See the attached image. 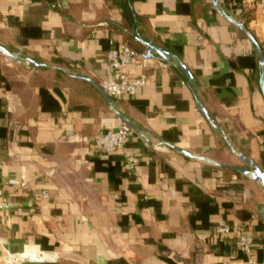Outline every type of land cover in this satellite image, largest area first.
<instances>
[{"label": "crops", "instance_id": "crops-1", "mask_svg": "<svg viewBox=\"0 0 264 264\" xmlns=\"http://www.w3.org/2000/svg\"><path fill=\"white\" fill-rule=\"evenodd\" d=\"M216 1L0 0V46L20 53L0 64V264L20 252L57 257L24 264H264L263 186L204 160L251 170L242 156L264 173L258 54L222 14L264 57V13ZM110 40L162 53L132 61L125 74L146 84L112 103ZM119 115L135 134L108 158L75 141ZM238 224L250 255L219 233Z\"/></svg>", "mask_w": 264, "mask_h": 264}, {"label": "built area", "instance_id": "built-area-1", "mask_svg": "<svg viewBox=\"0 0 264 264\" xmlns=\"http://www.w3.org/2000/svg\"><path fill=\"white\" fill-rule=\"evenodd\" d=\"M228 1L237 5L241 17H244L246 13L255 8L264 13V0ZM16 56L19 57L20 53H17ZM157 59L156 53L149 47L144 51L138 52L123 43L110 40L109 48L106 53V62L110 72V77L100 84V88L110 97H134L137 90L146 84L147 76L142 74L138 78L129 79L125 74L124 69L132 61L149 63ZM3 62L10 65L11 60L0 54V64ZM159 66L165 67L166 65L160 61ZM134 134L135 132L131 127L122 123L116 129H108L105 132L89 139L76 136L75 141L92 147L94 150L100 152L105 158H108L112 153L123 148L134 136ZM124 157L127 167L130 170H134L138 164V159L129 153H126ZM21 186H24V184H21ZM2 210L3 203L0 199V216ZM219 233L222 235L233 234L237 239L240 251L246 255L251 254L254 240L253 237L244 230L243 225L238 224L232 227L224 226L219 229ZM56 258L57 257L54 254L49 252H20L9 254L5 260V264L35 263L55 260ZM249 263H252L251 259H249Z\"/></svg>", "mask_w": 264, "mask_h": 264}, {"label": "water", "instance_id": "water-1", "mask_svg": "<svg viewBox=\"0 0 264 264\" xmlns=\"http://www.w3.org/2000/svg\"><path fill=\"white\" fill-rule=\"evenodd\" d=\"M215 1V6H218V3H216L217 1ZM223 16L228 20L230 21L231 23H233L234 25H236L237 27H239L240 29H242L246 35L249 37V39L252 41V43L254 44V47L257 51V54H258V59H259V66H260V70H261V74H260V87H261V91L263 93V96H264V57H263V54L261 52V49L258 45V43L254 40V38L252 37V35L246 30L245 26L243 23H241L240 21H236L228 16H226L224 13H222ZM150 49H152L156 54L158 55H162V53H160L159 51H155L152 47H149ZM0 54L5 56V57H8L10 59H13V60H19V57L14 55L13 53H11L10 51H8L7 49H5L4 47L0 46ZM28 64L30 65H33L35 67H41L43 66L42 64L38 63L37 61H34L32 59H29V58H26L24 59ZM185 69V68H184ZM102 91V89H101ZM103 92V91H102ZM104 96L106 97V99L112 103V99L110 96H108L106 93H104ZM119 117L129 126L131 127L133 130H136V127L129 121L127 120L126 118L122 117L121 115H119ZM174 150H176L178 153H180L181 155H183L184 157H187V158H198V159H203L202 157H196L194 156L193 154L191 153H188L186 151H183L181 149H178V148H174ZM240 158L246 163L248 164L249 166H251V170H248V169H243V168H240V167H237V166H233V165H224V164H218V163H214L212 161H209L207 159H204L206 160L207 162L213 164V165H216L218 167H221V168H225V169H230V170H233L235 172H238V173H241V174H244L248 177H250L252 180L256 181V182H260L261 185L263 186L264 188V173L259 169V167L257 165H255L252 161H250L249 159H246L242 156H240ZM262 217L264 218V209L262 210Z\"/></svg>", "mask_w": 264, "mask_h": 264}]
</instances>
